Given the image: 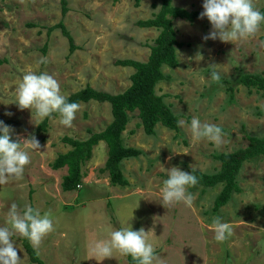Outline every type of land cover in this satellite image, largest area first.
Instances as JSON below:
<instances>
[{"label": "rangeland", "instance_id": "rangeland-1", "mask_svg": "<svg viewBox=\"0 0 264 264\" xmlns=\"http://www.w3.org/2000/svg\"><path fill=\"white\" fill-rule=\"evenodd\" d=\"M252 3L260 12L264 8V0ZM67 4L63 18L61 0H0V58L6 61L0 66V120L11 127L10 139L20 142L21 150L29 155L22 175L0 184V226H6L12 202L20 209L28 204L48 211L53 230L35 249L45 264H128L118 251L106 258L93 252L97 241L128 227L145 231L146 241L156 252L153 264H264V156L244 163L237 177L241 192L216 213L212 207L221 184L189 187L190 206L163 204L160 193L172 167L214 174L220 168L215 154L246 147L248 136H264V109L260 107L264 92L233 84L240 74H264V22L254 36L224 42L202 39L211 30L206 18L174 19L180 43L178 66L163 67L167 79L157 85L156 92L179 117L178 130L158 123L155 133L147 135L138 112L130 114L123 142L141 154L121 163L129 185L113 186L108 174L101 172L107 159L106 144L101 142L82 168L80 185L65 192L61 182L67 168L51 167L59 154L71 148L62 139L86 140L90 131L104 130L112 120L110 104L81 102L71 126L51 117L47 128L39 131L42 120L14 103L16 85L32 71L53 76L65 98L86 86L121 93L130 87L134 69L115 62L147 61L149 45L159 33L137 25L153 17L158 0H142L139 6L135 0H68ZM173 4L203 11L202 0H173ZM60 21L74 39L73 53L60 28L49 32ZM42 58L44 63L39 62ZM213 68L220 74L215 82L208 76ZM232 84L234 100L230 101L227 89ZM193 117L221 128L219 146L203 139L193 142L188 127ZM32 136L39 143L37 150L24 140ZM216 216L232 229L223 242L213 239L211 221ZM12 240L19 264H32L22 237L14 234Z\"/></svg>", "mask_w": 264, "mask_h": 264}, {"label": "trees", "instance_id": "trees-1", "mask_svg": "<svg viewBox=\"0 0 264 264\" xmlns=\"http://www.w3.org/2000/svg\"><path fill=\"white\" fill-rule=\"evenodd\" d=\"M159 9L153 17L141 20L137 23L142 28H155L159 33L149 45L150 54L147 61H136L132 59L117 60L119 66L131 67L134 73L131 75V85L121 93H109L86 86L85 88L70 94L66 100L68 102L87 103L97 101L99 103H109L111 107V122L104 130L99 132L90 131L86 140H79L72 137H64L63 143L71 148L68 152L59 154L51 164L54 170L67 168V174L63 176L61 186L63 191H74L83 179V166L92 158L93 149L99 143L104 142L107 148V159L101 172L107 173L110 183L113 186L126 187L128 181L123 175L121 163L124 159L136 157L141 154L140 150L125 146L123 142V132L130 122V114L138 112L141 126L147 135L155 133V126L160 123L163 126L177 131L179 128V117L164 102L163 96L156 92L157 85L166 80L167 76L163 72V67L175 68L178 66L176 49L180 43L176 39L174 19H185L193 21L199 16L198 11H188L177 7L173 0H158ZM142 0H135V5L139 6ZM68 0H61L63 18L68 12ZM264 13V8L261 11ZM63 21V19H62ZM49 29L60 28L69 42V52L76 49L74 39L66 30L63 22ZM6 61L0 58V66ZM230 84L231 82H227ZM233 84L242 85L248 90L264 92V74L247 73L240 74ZM229 86L230 101L234 100V87ZM51 117H59L53 113L46 117L39 124L38 130L44 131ZM264 156V136H248V145L229 153L215 154L214 159L220 162V168L214 174H204L194 172L197 177V185L205 188H214L222 185V190L216 196L213 212L219 211L225 206L235 193H240L237 177L245 162L254 158ZM22 246L27 253L32 264H45L38 256L25 238H22ZM154 253H156L154 251ZM125 256V255H124ZM128 264H135L129 256H125Z\"/></svg>", "mask_w": 264, "mask_h": 264}, {"label": "clouds", "instance_id": "clouds-1", "mask_svg": "<svg viewBox=\"0 0 264 264\" xmlns=\"http://www.w3.org/2000/svg\"><path fill=\"white\" fill-rule=\"evenodd\" d=\"M203 11L198 18H206L211 30L204 40L219 39L224 42L243 40L254 36L258 27L264 22V13L257 10L252 0H202ZM264 46V41H261ZM40 63H44L43 58ZM211 66H215L214 64ZM208 76L215 82L220 74L214 68ZM14 103L19 109H30L33 114L43 120L53 113L58 114L59 123L71 126L79 105L68 102L60 94L59 84L53 76L45 72H26L15 88ZM264 109V105L260 106ZM10 115L9 113H6ZM193 142L207 140L213 146H219L222 141V131L217 125L201 123L193 117L188 125ZM11 127L0 120V184L6 183L10 178H18L29 163V155L21 150L20 142L10 139ZM32 150L39 149V143L34 136L24 139ZM197 183V177L192 172H185L178 167L167 171V177L160 188L163 204L172 205L183 202L192 204L193 196L187 189ZM6 226H0V264H19L16 248L12 240L13 235L25 238L33 249H37L48 233L53 230V220L48 211H41L25 204L22 209L16 202H12L7 210ZM213 239L217 242L225 241L231 235L228 222L222 221L219 216L213 217ZM145 231L118 228L109 233V239L97 241L93 245L95 255L102 258L111 257L113 251L129 256L135 264H153L155 258L151 243L146 241Z\"/></svg>", "mask_w": 264, "mask_h": 264}]
</instances>
